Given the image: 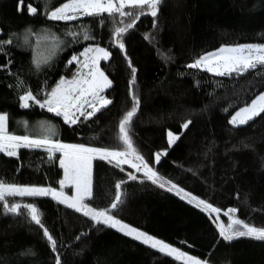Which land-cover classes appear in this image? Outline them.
I'll return each mask as SVG.
<instances>
[{"label":"trees","instance_id":"trees-1","mask_svg":"<svg viewBox=\"0 0 264 264\" xmlns=\"http://www.w3.org/2000/svg\"><path fill=\"white\" fill-rule=\"evenodd\" d=\"M29 4L37 8L35 15H29ZM17 6L18 0H0V41L26 29H47L62 46L40 69L33 66L31 51L17 42L0 51V114L8 115L9 132L32 136L33 126L46 121L56 128L53 140L121 147L118 125L132 100L131 72L124 53L112 40L117 25L107 14L52 21L47 19L42 0H24L22 11ZM155 23L153 27L151 15L141 16L122 37L137 69L132 91L140 106L130 129L134 147L160 176L220 208L221 220L227 222L224 211L237 208L239 219L264 227V114L237 128L228 123L237 110L264 92V71L215 76L186 67L221 46L264 44V0H164ZM85 31L94 39L84 40ZM96 45L112 54L109 61H101L112 81L104 93L111 105L90 119L80 117L73 125L38 106H19L24 91L46 92L62 77L71 78L76 70V64L68 65L71 57ZM187 120L192 121L188 129L168 149V155L155 163L154 154L167 147V132L180 133ZM54 155L57 159L49 161L43 149H19V158L0 153V181L59 189L62 170L59 154ZM122 167L124 172L106 161H93L90 206L108 209L115 183L126 180L121 189L123 203L112 210L117 219L210 264H264V241L241 237L224 242L207 213L152 184L128 165ZM129 172L138 180H128ZM8 200L38 207L57 241V252L51 250L38 226L24 215L5 214L0 206V264H55L57 254L61 264H182L115 229L95 224L51 197Z\"/></svg>","mask_w":264,"mask_h":264},{"label":"snow or ice","instance_id":"snow-or-ice-1","mask_svg":"<svg viewBox=\"0 0 264 264\" xmlns=\"http://www.w3.org/2000/svg\"><path fill=\"white\" fill-rule=\"evenodd\" d=\"M164 0H68V2L55 7L47 14V19L52 21H74L80 16L101 17L105 14L117 25L112 30V40L114 46L124 53L127 67L130 69L129 95L132 100V107L127 111L118 125L117 141L121 145L118 148H98L89 147L83 144H65L51 139L49 136L43 138H32L28 135H16L8 130V115L0 114V153L7 157L19 158V149H43L48 153L49 161L57 159L55 153L59 152V166L63 170V178L58 181L59 190L52 187L42 186H21L0 181V206L5 214L24 215L31 223L42 230L43 237L49 243L51 250L57 252V241L44 225L41 213L34 203H19L9 201L8 198L24 197H51L58 204L72 209L94 221L97 225H104L115 229L126 237L157 250L182 264H210L205 259L194 257L182 250L169 245L168 243L154 238L127 223L117 219L112 210L118 208L123 203L122 185L126 180L115 183L114 200L108 209L98 210L90 206L87 201L93 199L92 169L94 160L106 161L124 172L122 165H128L136 173H142L152 184L169 192H175L181 200H187L189 204L208 214V217L215 224L219 238L224 242L231 243L241 237L264 241V227H256L239 219L236 216L237 208H229L223 212L227 217V222L221 220V209L211 203L200 199L177 184L172 183L160 176L149 162L139 154L133 145L130 136L131 123L136 115L140 100L132 91L136 83L137 69L128 58L122 37L132 29L141 16L151 15L153 17V27H156L155 18L158 16L160 6ZM24 0H18V11H22ZM29 15H35L37 8L31 4L27 5ZM117 17L119 19H117ZM126 18H131L126 22ZM103 23V19H101ZM122 25V26H120ZM30 33L31 30L29 29ZM69 35H73L69 33ZM149 39V36L145 37ZM84 40L94 39L87 31L83 35ZM13 38L0 41V51L6 44H11ZM111 52L99 45L84 48L78 55H73L68 61V65L77 64L78 70L72 79L61 78L54 88L49 91L34 94L31 90H26L19 95V106L24 109L38 106L42 110L54 113L62 117L65 124L73 125L80 121V117L90 119L112 104L104 93L112 87V81L105 74L101 67V61H109ZM81 57L83 59L81 60ZM189 69L204 70L215 76L243 75L248 71H264V44H243L235 46H222L215 52L207 53L187 66ZM23 83L19 82L18 87ZM43 95V99L40 96ZM87 109H91L88 111ZM264 114V93H260L250 104H246L231 116L228 123L237 128L249 124L255 118ZM25 123L26 122H22ZM192 123L187 120L181 124V132H167V147L154 154L155 163H159L163 156L168 155V149L180 139L184 131ZM51 131V129H49ZM127 179L138 180V176L129 172ZM66 189H72V194H68ZM239 198V197H238ZM213 214H215L213 216ZM55 264H61L60 255L55 256Z\"/></svg>","mask_w":264,"mask_h":264},{"label":"rangeland","instance_id":"rangeland-1","mask_svg":"<svg viewBox=\"0 0 264 264\" xmlns=\"http://www.w3.org/2000/svg\"><path fill=\"white\" fill-rule=\"evenodd\" d=\"M60 1L61 0H42L46 14H48V12H50L51 10H54L55 7H58V6L62 5L63 3L68 2V0H63L62 2H60ZM80 17H82V16H80ZM28 30L29 29H26L19 34H13L10 37L13 38V42H17L20 46L28 48L31 51L32 64L36 69H40V68L44 67L46 64H48L49 62H51L55 58V56L59 53L62 44L59 42V40L56 38V36L47 29H43V30H40L38 32L31 30L30 33L28 32ZM217 50L218 49L211 51V52H207V53H212V52H215ZM207 53H205V54H207ZM82 59H83V57H81V60ZM77 70H78V65L76 64L75 73L77 72ZM210 74H212V73H210ZM72 77L68 78V79H72ZM87 110L91 111V109H87ZM49 129H51V131ZM31 132H32V136H30V137H32V138H43L44 136H49L51 138L56 133V128L52 123H49L46 121H40L35 126H33V128L31 129ZM166 139H167V134H166ZM65 144H67V143H65ZM62 178H63V170H62ZM57 190H59V189H57ZM65 191L71 195L73 190L72 189H66ZM170 193L179 198V196H177L174 191L170 192ZM184 201H187V200L185 199ZM172 258H174V257H172Z\"/></svg>","mask_w":264,"mask_h":264},{"label":"crops","instance_id":"crops-1","mask_svg":"<svg viewBox=\"0 0 264 264\" xmlns=\"http://www.w3.org/2000/svg\"><path fill=\"white\" fill-rule=\"evenodd\" d=\"M55 154H59V156L61 155V153H59V152H57V153H55Z\"/></svg>","mask_w":264,"mask_h":264}]
</instances>
